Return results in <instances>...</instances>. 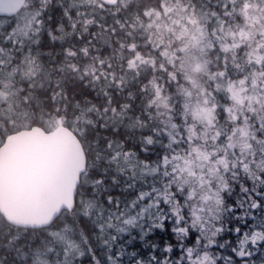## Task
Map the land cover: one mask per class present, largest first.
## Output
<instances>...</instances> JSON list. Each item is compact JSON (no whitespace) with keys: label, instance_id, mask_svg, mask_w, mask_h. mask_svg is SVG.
Wrapping results in <instances>:
<instances>
[{"label":"trees","instance_id":"trees-1","mask_svg":"<svg viewBox=\"0 0 264 264\" xmlns=\"http://www.w3.org/2000/svg\"><path fill=\"white\" fill-rule=\"evenodd\" d=\"M67 4H68L67 0H64L63 3L58 2L57 6L55 4L54 6L58 9L57 11L59 12H56L55 10H45L46 12L44 11L43 13L44 14L43 19L45 20L44 22L45 25H44V30L40 35L39 43L44 45L43 51H47V50L50 51L49 53L51 55L48 58L55 63V67L54 68L51 67L50 69L53 73V78L47 81L45 79L44 82L41 83L44 84L43 86L39 85L36 87V85H34L32 75L30 76L28 75L29 78L27 76L21 80L22 83H25L26 85L28 83L27 88L18 90L16 88L17 86V84H15L16 82L12 86L8 87V89L12 92L11 98L20 97L23 98L22 100L28 101L29 103L35 104L36 106L39 105L42 106L47 104L49 114L54 113L55 107L59 105H63L62 111L68 112L69 115L76 116V119H74L75 123H71L68 120V122H64V124L74 131V133L77 135L80 141H83L81 140V136H83V134L87 135L88 140L91 143L86 147L88 151L87 153L88 155L111 156L113 151L107 147L106 142L110 138L112 139L114 138L119 143L117 144L120 146L119 149H117L118 151L128 154L129 151L135 150L137 155L139 153H142L141 156L138 157H136L137 155L135 154L136 160L145 162V160H143V152L141 151L142 149L139 147V143L137 142L138 131H136L133 128L137 125V123L134 121L135 119L134 113L136 110L135 105L139 103L141 100H140V96H138L136 98V101H134V98L130 93L145 92L146 89L142 87L143 86L141 81L142 77H140L135 81L130 80L128 79V76L130 74L129 72H126L127 69L122 70L124 66H121L119 68V60L124 61L126 59V56L123 55L124 52L121 51V41L119 40L118 37L120 36L119 35L120 33L116 31L118 33L117 34L113 32L112 29L114 22L116 24V19L120 17H126L123 13L127 14V11L130 9L132 13H136L135 10L137 9V5L127 4L126 7H124V10H121L123 8L122 5L116 8L106 9V10L116 11V17L113 23L109 27V29H111L112 31L104 27L103 29L107 30L108 33L103 36H99V40L102 43H104L102 44V46L104 47H102L101 50H99L97 47V53H98L97 58L102 57V59H105V57H107L109 66L106 65V61L102 63V66L106 67L105 69L112 72L113 75H116V73L119 72V70H122L119 73H122L124 71L128 75L124 76L125 80L119 82L117 75L115 76L117 81H111L108 75L105 74L106 78H103L101 82H97L95 81L96 78L95 76L86 77L81 80H75L72 79L71 77H68L67 79H62L61 81L58 80L59 76H62L64 74V71L62 69L64 67L61 66L66 64L67 63L66 61H68L70 57L74 58L73 55L82 52V48L86 44L90 43V40L88 43V41H86L87 39L84 37L91 30V28H93V26H91V21L94 20L99 22L97 26L103 24L104 11L100 15V13H98L99 10L96 8L97 10L95 9V12L91 13L90 16H88V18L86 16H85L86 19L83 17L84 19L83 22L75 21L74 25L76 26L70 25L67 19L69 17L68 12L65 15L64 14L65 10L63 9L64 8L63 5H67ZM78 4H81V6L77 5L75 8L70 9L71 14H73L74 16L78 12L76 9L79 10L81 8L82 9L84 8L82 6V3H78ZM233 4L234 3L230 4L231 7L230 10L232 11V13L230 14L231 16L230 19H224L223 17L222 18L215 17L213 20L212 17L210 19L208 16H207L208 19L205 16L201 18V21L204 22L205 25L206 23L211 24L212 22L215 24L212 33L206 34V30L205 29L203 30V32L206 35V40L205 43H203V45L201 46L203 48L201 53L209 62L207 63L209 65V70L220 73V76L224 78L226 84H228L229 86L230 84H232L234 86L237 85L236 83L240 82L241 93L239 91V94H242L248 91V82L251 81V79L249 80V78H253L250 89L253 88L259 89L264 87V61L261 62V60H259L260 64H255L254 60L252 61L254 62L255 65L261 66L260 68L261 70L260 69L255 70L260 74L258 76L252 74L253 73L252 65H249L246 61L248 50H251L254 53H256L259 49L264 50V40L259 41L258 45L254 44V46L244 43L241 46L238 45L231 50L229 49L227 53H223L225 51L221 48L219 44H215L214 38L213 39L208 38L214 36L215 33H216L215 34L216 38L218 36H221V28L223 27H226V34L224 36L226 37L227 34L230 32V30L232 31L233 29H235L234 25L231 23V19L233 20L234 18H237L241 22L240 24L241 26L246 27V22L244 18L239 14L238 9L235 10L232 9L234 6H236ZM137 14H139V11H137ZM257 22L253 23V26L251 27L252 30L258 28ZM230 24L232 25V27H230ZM259 29L263 30L264 28L261 26ZM76 30L80 31L79 37ZM99 30L95 29L92 33H97L98 31L103 32L102 28H100ZM10 44L11 43L8 44L9 45L8 48L14 49V47H17L16 49H18V45H19L18 43L17 45L16 43L11 44V45H15L12 47ZM16 49H14V52L16 51ZM54 50H56V52ZM93 54L94 52L92 53V51H89V53L87 52V56ZM94 56L95 55H93V58H95ZM232 57L234 59L233 61L234 65H231L230 60L228 59ZM43 58L46 59L47 56L43 55ZM84 59L85 56L83 59L76 60L78 62V65ZM40 71L44 72L46 71V69H44V71L42 70ZM122 74L124 75L125 73ZM42 75L44 77L46 76L45 73H43ZM223 92L227 93V90L225 89H220L218 91L209 90L204 95H202V97H200L199 100H207V102L210 98H212V100H216V99L223 100V98L221 97V93ZM95 93H100V94L95 95ZM15 105H17V101L15 102ZM215 109L217 110L216 112H214L213 110L212 111L209 110L210 111L209 115H214L216 117L224 113V111L220 112V109L223 108H215ZM15 110L16 108L14 107L10 111V113L13 116H17ZM229 110H230V115L234 114L230 108ZM123 111H125L126 117L121 122L120 120H118L115 114L116 112H123ZM239 111L240 112L238 113V115H240V117L238 120L240 122V129H241L242 126L245 127L244 124H246V122L249 123L250 121H252L251 118H253V115L256 113V110L252 111L249 108L247 109L245 106H241ZM224 121H226V118L223 120L221 119L218 120L217 122L214 123V126H216L217 123L223 124ZM103 123L106 126H103L105 130L101 131L100 127L101 124ZM31 124H39L41 126H45L42 124L41 121H37V120ZM17 126L18 125H16L15 123H12L6 110L4 111V113H1L0 143L2 142L6 134L14 130H17L18 129ZM177 126L178 123L176 127ZM115 127H117V131L113 132V128ZM94 129L96 133L99 130L100 134L94 133ZM179 129H180L179 132H181L180 135L178 134L179 132L177 134H174L172 128L167 129L166 132L164 133L165 136H167V143H169L167 148L168 153L166 159L171 161L170 159L173 157L170 156V151H174L178 146V166L180 165V163L183 162L184 158L187 157L189 161L195 162L196 165L198 162L199 170L203 172L205 171L204 173L205 177L208 176L209 174L213 175L211 177L212 183H209L208 181L207 184L209 185V187H212L213 189L217 188L218 191H220V192L217 191V193H220L218 195L222 196L224 205L227 204V207L220 208L222 209V211L224 210L223 211L224 214L222 213V211L217 213L216 217H218L219 220L215 219L216 217L215 218L209 217L210 218L209 220H211L210 224L209 222H207V226L205 227L206 230L203 231L202 233H200V228L198 229L191 226V224L188 223L192 219L191 211L189 210H192L191 207H193L194 197L191 198L190 196H188L187 194V192L189 191L188 185L184 184L183 182L180 183L179 182L180 179L178 178V180H176L171 184V186L173 187V190L170 191L172 197L168 195V200H167L168 203L167 207H176V204L174 203V197L178 193V230L176 223L173 221L176 217L175 216L171 217L170 215H167L164 230H162L160 233L153 232L149 236V238H146L145 240H137L133 238V240H131V244L129 242H126L127 246L126 247L121 246V250L125 252L133 250L136 253H146V254L149 253L151 255V256L149 255V259L153 258L150 260L151 264L159 263L160 258L161 257L164 258V256H162L163 253H169L170 255L173 254L174 257L178 256V264H189V262H191L192 260L191 256L197 244L199 246H206L205 251L208 250L213 253L216 252L217 254L226 253L233 255H234L233 252H235L236 250L241 251V246H245V248L242 249V252L246 253V256L249 255L250 257H253V259L256 260V264H257L256 255L258 253H261V246H263L264 244V152L260 157L261 159L260 167L259 168L255 167L259 174V177L254 184L251 183L247 185L248 182H246L245 185L241 187L237 184L240 188L234 186L236 185V183H234V185L231 187H226V186L219 187V185H221L223 181L229 182V178L231 177V175H233L234 178L240 177L241 179H243L241 175L238 176L237 174L239 173L241 174L242 170L246 169L239 162V158H240L239 155L236 158L230 157L228 164H226L227 168L225 169L224 167V170L220 167L218 168V163L215 160L216 158H213L211 155L208 156L209 159H206L207 158L206 157L205 162H202V160L204 159L202 157L203 154H208L215 150H222V149L226 150L228 148V144L225 142V140L221 139L224 135L223 131H222V135L216 134V138L214 140H201V139L194 140L192 136H189L187 128L185 127V122L181 123V127H179ZM223 130L225 133H230V131L226 128H223ZM260 136H261L260 137L261 141H264V130L261 132ZM193 140L196 143L195 145L192 143ZM171 142H173V144ZM111 143L114 142L111 140ZM208 143L210 144V146H208ZM218 154L219 151L216 152V155ZM194 159L197 161H194ZM146 161H147V156H146ZM171 162L167 163L168 168H172V165H170ZM201 164L205 166L203 168H200ZM102 165L109 166L110 164L102 163ZM158 165H160V163ZM178 166H176L175 164V167ZM214 168H216L217 170L215 171ZM231 169H233V172H231ZM184 171L185 172L183 173H185V175L190 174L191 176L194 177V175L189 173L187 170ZM207 171L209 172V174L207 173ZM109 172L111 171L109 170ZM117 172L121 173L120 169H117ZM118 177L120 179L118 187L120 188H118L117 191H111L110 194L117 196L119 198L120 205H126L130 199L128 198L129 193L126 189L125 182L122 179L124 177L119 175ZM193 177L191 178V180L194 181L195 178ZM200 179L203 178L200 176ZM217 181H218V186L216 184ZM202 184H204V182H202ZM254 185L255 188L253 190H250V188H252V186ZM245 186L246 189L248 190V193H244V192L242 193L240 191V190L244 191ZM185 198L188 199L189 201L186 202ZM78 206H79V201L76 206L77 208L73 211L74 215L77 212L79 214L80 207ZM171 212L172 209L168 208V214ZM213 212L214 211L212 210V213ZM205 213L207 215L210 214L208 213L207 210ZM63 219L66 220L67 222L66 226H69L70 231L74 232V234L76 236L78 235L79 237L81 235V228H80L81 220L79 219V216L78 217L74 216L73 218H71L70 216H68V214H63L58 219H56L55 222L50 227L51 228L54 227V225L60 223ZM212 222L214 223L213 225ZM48 228H42V229L17 228L6 223L3 220V218L0 216V264H38L39 253H37L36 250L42 251L41 248H44V244H45L44 242L46 241L45 240L46 231L48 230ZM87 233L90 238L96 235L94 234V231H90V230H87ZM234 235L235 236L243 235L247 237L253 236L261 239L260 241L257 238L254 239L253 241L251 240H248L246 242L244 241V244L241 243L238 245L235 242ZM206 238L210 239L209 241L212 243L208 244L206 242ZM223 239L224 240L229 239V242H227L228 244H223L221 242ZM90 241L92 242L91 244L98 245V243H93L95 241L93 240ZM214 245H219V246L221 245L228 248L214 247ZM237 246L238 249L236 248ZM232 248H236V249L233 250ZM261 254H262L261 255L262 264H264V253ZM46 256H47L46 259L50 260L51 257L49 255ZM145 256L147 257V255ZM261 259L258 258V260L260 261Z\"/></svg>","mask_w":264,"mask_h":264},{"label":"rangeland","instance_id":"rangeland-1","mask_svg":"<svg viewBox=\"0 0 264 264\" xmlns=\"http://www.w3.org/2000/svg\"><path fill=\"white\" fill-rule=\"evenodd\" d=\"M61 1L63 3L64 0H60V1L59 0H43V1L29 0L27 5L25 6V9L21 12V14H18L17 16L13 17L14 19L13 18L10 19L9 22L7 19H0V38L7 37V40H10L9 43L11 44L18 42L19 49L23 45L20 43H25V41H23V38H25L26 35L31 33L32 31L33 33H35L36 30L38 32V29H40L38 36V38L40 39V35L42 33V30H44V25H45L44 23L45 20L43 19L44 10H55V11L58 10L54 6V4L57 6V3ZM134 1L137 2V0ZM134 1L126 2L122 4V6L125 7L127 4L131 5L132 2ZM167 3L168 2H166L165 5ZM77 5L81 6V4H78L76 2H69V1L67 5H63L64 7L63 9L65 10V12L64 11L63 12L65 15L68 12V16H69L67 18L68 22L70 25L73 26L75 21L83 22L84 21L83 17L86 16L88 18V16H90L91 13L95 12V8L93 7L92 4L83 3L82 6L84 8L83 9L81 8L79 10L76 9L78 12L74 16L73 14H71L70 9L75 8ZM233 5H236V7H238L239 6L238 0H235ZM163 7L164 6L159 7L161 9L162 14L165 13V9ZM40 8H42V10ZM241 8H242L241 16L244 18L246 22V27L241 26L240 25L241 22L237 18H234L233 20L231 19V23L234 25L235 29L232 28L233 30L232 31L230 30V32L227 34L226 37H224L226 34V27L221 28V36H218L216 38L215 36L216 33H215L214 36L208 37L211 39L214 38L215 44H219L221 48L225 51L223 53H227L229 49L231 50L238 45L241 46L244 43L254 46V44L258 45L259 41L264 40L263 37L264 29L263 30L259 29L261 26L264 28V0H245V6L243 8V6L241 5ZM103 11H104L103 24L97 26L99 22L92 20L91 26H93V28H91V30L84 37L87 39L86 41H88V43L89 40L90 42L92 40V43L98 45V47H104L101 45L104 43H102L99 40V36H103L108 33L107 30H104L103 28L105 27L109 29L110 25L113 23L116 17V11L114 10L104 9ZM31 12H34L35 14H37V16ZM80 13L83 15H81ZM142 15L143 17H141L139 14L132 13L131 9L127 11L126 14L127 17L125 19V24H124V33L123 34L120 33L119 34L120 36H118L122 44L121 49L128 50L129 51L128 54L130 56L127 57L131 59L133 57L135 50L130 51L129 49L133 48V46L137 44L141 45V47H138L139 51L137 53L143 54L144 51H142V47L145 50L148 49V47L145 45L146 43H152V44L165 43L164 48L163 47L160 48V50L165 49L164 51H161L163 54L160 53L162 59L165 58V60L164 62H159L155 60L156 58H154V60L149 61L151 65L147 66V65L139 64L141 63L140 60H143V58H140L139 55H136L137 61L135 62V64L137 65L135 66L128 65V68L133 67L134 71H136V69H138L141 66L142 68L140 69L139 73H144L146 75L149 73L157 74L158 72L160 73L163 72V74L161 73L160 78L164 77V79L158 83L160 87H162V85L165 84L164 83L165 81L167 82L170 81L172 83V87L174 86L175 82L178 81V86H180L182 89L190 90L192 92V95H188L191 96V101L190 99H183V95L181 94H178V100H169L170 106L169 105L166 106V110L160 109L158 111L159 121H157L156 124L161 126L162 122L166 118V122H165L166 129L172 128L173 133L177 134L180 130L179 127H181V123L185 122V127L187 128L188 134L189 136H192L194 140L195 139L214 140L216 138V134L222 135L223 128L228 129L230 133L223 135V137L221 138L222 140H225V142L228 144V148L226 150L225 149L215 150L211 153L203 154L202 157L204 159L202 160V162H205V158L211 155L213 158H216L215 160L218 163V168L220 167L224 170V167L225 169L227 168L226 164H228L230 157L236 158L239 155L240 156L239 162L246 169H243L241 174L239 173L237 175L238 176L241 175L243 179H241L240 177H235L236 178L235 179L233 175H231V177L229 178V182L223 181V183H221L219 187H224V186L231 187L234 185V183H236V185L234 186L240 188L241 186L245 185L246 182H248L247 185L251 183L254 184L259 177L256 168L260 167L261 165L260 157L264 152V141H261L260 139L261 132L264 130V87L259 89L257 88L250 89L253 78H249V80L251 79V81L248 82V91L239 94L240 82L236 83L237 85L233 86L232 84H230L229 86L228 84L225 83L224 78L220 76V73L209 70V65L207 64L209 62H206L207 59L201 53V51L203 50L201 46L203 45V43H205L206 40V35L201 30L202 27H205L206 30V25L204 22L200 21L201 17L199 18V23L202 24L203 26H200V30L198 31V34L196 33L181 34L180 33L181 30H179L181 24H179L174 34L165 36L167 42H164L158 37V33L160 32V29L150 25L148 12L142 13ZM157 16L158 14L156 13L153 15L152 18L157 19ZM214 17L222 18L221 15H218L216 13L214 14ZM254 22H257L258 28L252 30L251 27L253 26ZM128 23L130 25H128ZM167 23H163L162 25L166 26ZM119 27L120 25L119 24L116 25L114 22V25L112 26L113 32L117 33L116 31L118 30ZM167 27H170V25H168ZM230 27H232L231 24ZM100 28H102L103 32L98 31L99 34L98 32L92 33L95 29L99 30ZM131 28L132 30L130 36V34L126 33V31L127 29H131ZM76 32L78 33V37H79L80 31L76 30ZM1 33H4L6 37L4 35H1ZM20 40L21 42L19 43ZM3 43H5V41H3ZM30 43H31L30 41H27L25 43L27 44L25 48L28 50H31V47H29ZM88 45H91V43ZM15 48L17 47H14V49ZM23 52L25 53L28 51H23ZM49 52L50 51H43V50L39 51L38 52L39 57L42 55H46L47 58L39 59V61L33 60V62L32 60L27 61V59L25 62H23L24 58L21 57H18L17 58L18 60L16 59L14 61H13L14 58L9 59L10 57L8 58L0 57V114L4 113V111L6 110L12 123L18 125L17 128L28 126L36 120L41 121L43 125H45L47 128L50 129L56 126L58 122L64 123V122H68L69 120L71 123H75L74 119H76V116L69 115L68 112L62 111L63 105H59L55 107L54 113L49 114L47 104L42 106L41 105L36 106L35 104H31L28 101L22 100L23 98L20 97L11 98L12 92L8 90V87L13 85V83L15 82L17 84L16 88L18 90L27 88L28 84L26 85L25 83H22L21 80L27 77L28 75L29 76L32 75L34 73V70L35 71L39 70L37 76L33 78L34 85H36V87L41 85V83H43L45 79L51 80L53 78V73L50 70V68L51 67L54 68L55 63L48 58L51 55ZM31 54H35V53L32 52ZM85 54L87 53H85V51L82 50V52L75 54L74 58L70 57L67 63L62 65V67H64L62 68L64 74L62 76H59L58 80L61 81L62 79L65 78L67 79L68 77H71L72 79L75 80L83 79L82 77L84 75L83 72L86 71L87 69H84L83 67H78V62L76 60L83 59ZM105 59H107V57H105ZM228 59L230 60V64L234 65L233 57ZM253 60L255 64H260L259 60H261V62L264 61V50L259 49L256 53L252 52L251 50H248L246 56L247 63L249 65H252V71H253L252 74L258 76L260 74L255 70H259L261 66L255 65L254 62H252ZM38 65H40V67ZM44 69H46V71H44ZM40 70L44 71L43 73L46 74L45 77L42 75L43 73ZM141 76L142 74L140 75V77ZM151 78L154 79L152 80V82L159 81L158 80L159 77H151ZM43 85L44 84H42L41 86ZM222 88L228 90V93L223 97V100L221 99L212 100V98H210L208 100L209 104L207 100H199V98L202 97V95H204L207 91L209 90L218 91ZM162 91L165 90L162 89ZM195 92L196 94L194 95ZM16 101H17V105H15ZM166 101H167L166 104H168V100ZM164 102L165 101L163 100V105L165 104ZM181 103L185 105L188 104L187 108L186 106L182 107ZM210 104L213 105L211 106ZM156 105H158V103H156ZM241 106H245L247 109L249 108L252 111L256 110V113L253 115V118H251L252 121H250L249 123L246 122V124H244L245 127L242 126V128L240 129V122L238 120L240 115H238V113L240 112L239 110ZM14 107L16 108L15 113L17 116H13L10 113V111ZM215 108H223L220 109V112L224 111V113L216 117L214 115H209L210 112L209 110L211 111L213 110L214 112L217 111ZM229 108L232 110L234 114L230 115ZM207 109L208 111H206ZM225 118L226 121H224L223 124L217 123L216 126H214L215 122H217L220 119L223 120ZM177 123L178 126L176 127ZM178 134L180 135L181 132H179ZM194 140L192 141V143L195 145L196 143ZM107 147L111 149L113 153L111 156H102L103 158H106V162H107L106 164L109 163L115 169H120V172L121 173L123 172V174H127L130 172L131 176L132 175L134 176L135 181H137L138 179L150 178L151 184L158 186L160 185V181L162 179V182L164 184V190L168 191L167 195L171 194L170 191L173 190L171 184L176 180H178V178L180 179L179 181L180 183L183 182L184 184H187L189 188L188 192H190V193L187 192L188 196H190L191 198L194 197L193 209L191 211L192 219L188 223L191 224V226H193L194 228H198V229L200 228V233L206 230L205 227L207 226V222H209L210 224L211 220H209L210 219L209 217L215 218L217 216V213L222 211V209L220 208L227 207V204L224 205L222 196L218 195L220 194L217 193L218 189L217 188L213 189L212 187H209V185L207 184L208 181L209 183H212L211 177L213 175H210L209 172L207 171L209 175L205 177L204 174L205 171L203 172L199 170L198 162L196 165L195 162L189 161V159L186 157L184 158L183 162L180 163V165L178 166V162L174 163L173 158H171L170 160L172 162L166 159L165 162L162 161L160 163L159 169H157L156 166L149 167L146 165V162L137 161L136 158L135 161L131 160L130 157L128 159L127 153L117 150L119 149L120 146L116 142L114 143L109 142V144H107ZM218 151L219 154L216 155V152ZM95 156H99V155H95ZM194 161L197 160L194 159ZM168 162H171L170 165H172V168H168L167 165ZM175 164L178 167H175ZM204 166L205 165L201 164L200 168H203ZM184 170H187L189 173L193 174L194 177L191 176L190 174L185 175V173H183L185 172ZM214 170L216 171L217 169L214 168ZM231 172H233V169H231ZM158 173H160L159 176ZM200 176L203 179H200ZM192 177L195 178L194 181L191 180ZM165 178L167 179V181ZM202 182H204V184H202ZM216 184L218 186V181L216 182ZM254 188L255 185L252 186L250 190H253ZM240 191L242 193L243 192L248 193L246 186L244 191L243 190ZM91 193L94 194L93 191ZM185 201L188 202L189 200L185 198ZM83 202H84L83 197H81V203ZM96 208L99 209V207ZM151 209H153V207H151ZM149 210L150 207L139 206L136 208L138 217L140 219L146 217V223H147V218H150ZM206 210L210 214L207 215L205 213ZM212 210L214 211L213 213ZM223 211L222 213L224 214ZM151 215L153 217V212H151ZM75 216L76 217L79 216L78 212L75 214ZM215 219L219 220L218 217H216ZM136 222L137 221L131 218L129 221L123 222L124 225L127 226L124 227L122 222L119 221L118 222V226L120 230L119 235L124 234L125 231L124 229H131L132 227H137ZM66 223H67L66 220L63 219L60 223L54 225V227L48 228V230L46 231V239H45L46 241L44 242L45 243L44 248H41L42 251L36 250V252L39 253L38 264H70V259H72L73 257L75 258L78 257L79 255H81V253H83V251L94 250L93 248H91L92 245L90 243L87 244V249H85L83 246L84 244L83 238L81 236L78 237V235L76 236L74 232L70 231V228L69 226H66ZM213 224L214 223L212 222V225ZM109 233L111 234L110 231ZM245 239H247V236H245ZM107 240L109 242L107 243V245H105V247L111 246L110 243L112 239L109 240L107 238ZM97 243L98 245H101L99 242ZM119 246L126 247L127 244L126 243H124L123 245L119 244ZM105 247L102 245L100 251L104 252ZM119 251H122L121 247L119 248ZM261 253H264V244L263 246H261ZM46 255H49L51 257L50 260L46 259L47 257ZM102 256L104 259H107L106 258L107 256L105 254H103ZM110 262H112V258ZM245 262L246 261H242L241 264H248L247 262L246 263ZM221 264H223V259H221Z\"/></svg>","mask_w":264,"mask_h":264},{"label":"flooded vegetation","instance_id":"flooded-vegetation-1","mask_svg":"<svg viewBox=\"0 0 264 264\" xmlns=\"http://www.w3.org/2000/svg\"><path fill=\"white\" fill-rule=\"evenodd\" d=\"M67 1L82 3V4L85 3L86 1L85 4L87 3L92 4L95 9L97 8L99 10L98 13H100L101 15L104 9L106 10V9L116 8L126 2L134 1V0H118L117 3L113 6H105L102 4L101 0H67ZM28 2L29 0L25 1V6L27 5ZM166 2L168 3L165 5ZM234 2L235 0H137V2L136 1L132 2V4L137 5L135 14H137V11H139V15L141 17H143L142 13L148 12V18L150 19V25L160 29V32L158 33V37L162 41L167 42V39L165 38V36L174 34L179 24H181V27L179 28V30H181L180 31L181 34H184V33L198 34V31L200 30V26H203L202 24L199 23L200 17L202 18L203 16H205L207 18L208 16L210 19L212 17V19L214 20L215 18L214 14L216 13L218 15H221L224 19H230L231 18L230 14L232 13V11L230 10L231 8L230 4ZM238 3H239V6L238 7L234 6L232 9L233 10L238 9L239 14L242 15L241 5L244 8L245 0H238ZM157 5L159 7L164 6L163 7L165 9L164 14L161 13V9ZM24 8H22V10H24ZM40 9L42 10V8ZM121 10H124V7ZM21 11L19 13H21ZM31 13L35 14L34 12H31ZM156 13L158 14L157 19H153L152 17ZM123 14L126 16V13H123ZM35 15L37 16V14ZM126 17H120L116 19V25L118 24L120 25V27L117 30L119 33H124V24H125ZM12 18L2 17L1 19L10 20ZM163 23H167L166 26L162 25ZM128 25L130 24L128 23ZM168 25H170V27H167ZM214 26L215 24L213 22L211 24L206 23V27H207L206 34L212 33ZM204 29L205 27H202L201 30L203 31ZM131 30L132 28L127 29L126 33L130 34ZM39 31L40 29L38 30V32L36 30L37 32V33L35 32L36 35L35 33L31 32L27 34L25 38H23V41L25 42L27 41H31V43L33 42L32 45L31 43L29 45V47H31V50L26 49L25 47L27 44L23 43L21 48L18 49L16 52H14L13 49L7 48L9 46L8 44L10 40H7L6 35L1 33V35H4L6 38L4 37L0 38V54H1L0 57L1 58L10 57L9 59L14 58L13 61L16 60L18 57H21V58H24L23 62L26 61L25 59H27V61L32 60L33 62V60L43 58V55L39 57V53H38V50L41 51L43 50V47H44V45L40 43L38 44V41H40V39L38 38ZM3 41H5V44L3 43ZM90 43L91 45L86 44L82 48V50H84L85 53L89 51L94 52L93 55H95V58H93V55L87 56V54H85V59L83 60V62L79 63L78 67H83L84 69H87L86 71L83 72L84 74L82 76L83 78L95 76L96 77L95 81L101 82L103 78H106L105 76L106 74L108 75L111 81H117L115 77L117 75L119 82H122L123 80H125L124 76L128 75L126 72H129L130 74L128 76V79L134 80V81L139 79L140 75L142 74L141 76L142 77L141 81L143 84L142 87L145 88L146 91L130 93L132 94L134 101H136V98L138 96H140V99H141L140 101L141 103L139 102L135 105L136 110L134 113V117H135L134 121L137 123V125L133 128L136 131H138L137 132V142L139 143V147L142 149L141 151L143 152V160H145L146 165L149 167L156 166V168L159 169L158 164L161 163L162 161L165 162L167 158V153H168L167 148H168L169 143H167V136H165L164 134L167 130L165 127L166 118L162 122L161 126L156 124V122L159 121L158 111L160 109L166 110V106L169 105V100H178V94L183 95V99H190L191 101V96H188V95H192V92L190 90L182 89L180 86H178V81L175 82L173 87L170 81H169L170 83L165 81L164 82L165 84L162 85V87H160L158 83L164 79V77L160 78L161 73L163 74V72L161 73L158 72L157 74L149 73L146 75L144 73H139L140 69L142 68L141 66L138 69H136V71H134L133 67L128 68V65L130 66L137 65L135 64V62L137 61L136 55H139L140 58H143V60L139 59L141 61V63L139 64L150 66L151 64L149 63V61L154 60V58H156L155 60L159 62H164L165 58L162 59L161 54L163 53L161 51H164L165 49L160 50V48L162 47L164 48L165 43H159V44L146 43L145 45L148 47V49L145 50L142 47V51H144L143 54L137 53L139 51L138 47H141V45L137 44L133 46V48L129 49L130 51L135 50L133 57L131 59L127 57V56H130L128 54L129 51L125 49H121V51L125 52V54L123 55L126 56V59L124 61L119 60V68L121 66H124L122 70L127 69L126 72L124 71L122 72V73H125L124 75L122 73H119L122 70H119V72H117L116 75H113L112 72L105 69L106 67H103L102 63L106 61V65L109 66L108 61H107L108 59H102V57L97 58L98 45L92 43V40ZM40 46H41V49H40ZM121 47H122V44H121ZM98 49L101 50L102 47H98ZM23 51H28V52L24 53ZM30 52H34L35 54H31ZM206 62L208 61L206 60ZM38 66L40 67V65ZM38 71L39 70H36V71L34 70V73L32 74L33 78L34 76L35 77L37 76ZM224 74H227V73H224ZM151 77H159L158 78L159 81L152 82V80L154 79H152ZM162 89L165 91H162ZM227 93H228V90H227ZM227 93L225 92L221 93V97L223 98ZM97 94H100V93H95V95ZM195 94L196 92L194 93V95ZM163 100L165 101L164 105H163ZM166 100H168V104H166L167 102ZM156 103H158V105H156ZM181 105L182 107L186 106V108L188 106V104L185 105L183 103H181ZM206 111H208V109ZM116 114L115 116L121 122L126 117L125 111L116 112ZM103 126H106V125L104 123L101 124V127H100L101 131L105 130ZM115 131H117V127L113 128V132ZM94 133H96V131H94ZM97 133L100 134L99 131H97ZM223 134L226 135L227 133H225L223 130ZM81 140H83L81 142L86 152V167H85L84 172L80 176V181L77 187V194L75 198L74 210L77 208L76 206L79 201V206H78L80 207L79 219L81 220V226H80L81 235L80 236L83 238L84 248L87 249V244L92 243L90 240L95 241L93 243L99 242L101 245L91 244L92 245L91 248H93L94 250L83 251V253H81V255H79L78 257L76 258L73 257L72 259H70V264H110V263L111 264H151L150 259H149V255H150L149 253L148 254L136 253L133 250L127 251V252L123 250L119 251V243H122V244L126 242L130 243L131 240H133V238L137 240H145L146 238H149V236L153 232L160 233L162 230L165 229L164 226L166 223L167 215H170L171 217L173 216L176 217L173 221L176 223L177 230H178V193L174 197V203L176 204V207H167L168 206V203H167L168 191L164 190V184L162 182V179L160 181V185L156 186V185L151 184L150 178H143V179H138L137 181H135V178L131 176L130 172L128 174L118 173L117 169H115L113 166L110 165L108 167V165H102V163H105V164L107 163L106 158H103L102 156H95V155L87 154L88 151L86 147L87 145L91 144L90 141L88 140L87 135L83 134V136H81ZM111 140L118 143L114 138L113 139L110 138L106 142V144H109ZM171 143L173 144V142ZM208 146H210L209 143H208ZM135 154L137 155L135 150L129 151V153L127 154L128 159L130 157L131 160L135 161V158L138 156H141L142 153H139L136 157H135ZM146 156H147V161H146ZM170 156L173 157L174 163L178 162V146L174 151H170ZM206 159H209V158L207 157ZM109 170L111 172H109ZM112 173H115V174H112ZM118 175L124 177L122 179L124 180L126 189L129 193L128 198L130 199L126 205H120L119 198L117 196L110 194L111 191H117V189L119 188L117 185L119 184ZM159 175L160 173H158V176ZM115 178L116 179L118 178V179L116 180ZM107 179H109V182ZM92 191L96 195L92 194L91 193ZM170 196L172 197L171 194ZM81 197H83V201H84L83 203H81ZM136 206L137 207L139 206L150 207V210H149L150 218H147V223H146V217L142 219L138 217ZM96 207H99V209ZM151 207H153V209H151ZM168 208L172 209V212L169 214H168ZM191 209H193V207H191ZM74 210L64 211L63 213L68 214V216L73 218L75 216L73 214ZM189 211H192V210H189ZM151 212H153V217L151 215ZM131 218L137 221L136 222L137 227H132V228L129 227L131 229H124L125 230L124 234L119 235L120 230H119L118 222L121 221L123 226L127 227L124 225L123 222L129 221ZM87 230L94 231V234L96 235L90 238L88 236ZM109 231L111 232V234L109 233ZM107 238L109 240L112 239L110 243L111 246H109L111 248L105 247V245H107V243L109 242ZM256 238L257 237L248 236L247 239H245V236L243 235L234 237L235 242L238 245L241 243L244 244V241L245 242L248 240L253 241ZM257 239L260 241L261 238H257ZM209 240L210 239L206 238V242L208 244H211L212 242H210ZM221 242L223 244H228L227 242H229V239H226V240L223 239ZM102 245L105 247L104 252L100 251V248ZM205 247L206 246H199L198 244L197 246H195V250L193 251V254L191 256L192 260L190 259L191 262H189V264H221V259H223V264H241L242 261H246L248 264H256V260L253 259V257H250L249 255L246 256V253L242 252V249H244L245 246H241V251L236 250L235 252H233L234 255L226 254V253L217 254L216 252L213 253L211 251H205ZM214 247L228 248V247L221 246V245L220 246L214 245ZM236 248L238 249V246ZM236 248H232V249L235 250ZM102 253L107 256L106 257L107 260L103 258ZM144 254H146L147 257ZM261 255H262L261 253H258L256 255L257 264H262ZM162 256H164V258L161 257L160 262L157 264H178V256L174 257L173 254L170 255L169 253H163ZM111 258H112V262H110ZM258 258L261 259V261L258 260Z\"/></svg>","mask_w":264,"mask_h":264},{"label":"water","instance_id":"water-1","mask_svg":"<svg viewBox=\"0 0 264 264\" xmlns=\"http://www.w3.org/2000/svg\"><path fill=\"white\" fill-rule=\"evenodd\" d=\"M25 0H0V16H13ZM118 0H101L107 6ZM86 166L82 144L59 124L38 125L8 134L0 144V216L18 228L50 226L71 211Z\"/></svg>","mask_w":264,"mask_h":264},{"label":"bare ground","instance_id":"bare-ground-1","mask_svg":"<svg viewBox=\"0 0 264 264\" xmlns=\"http://www.w3.org/2000/svg\"><path fill=\"white\" fill-rule=\"evenodd\" d=\"M43 1V0H42ZM60 1V0H59ZM62 2V1H61ZM79 2V1H78ZM85 3H86V1H85ZM89 4V3H88ZM37 5V4H36ZM46 7V6H45ZM24 8V7H23ZM35 8V7H34ZM59 8V7H58ZM27 9V8H26ZM31 11H32V9H31ZM57 11V10H56ZM46 12V11H45ZM21 14V13H20ZM40 14V13H39ZM35 16V15H34ZM23 17V16H22ZM18 18V17H17ZM21 18V17H20ZM27 18V17H26ZM54 18V17H53ZM57 18V17H56ZM61 18V17H60ZM85 18V17H84ZM14 19V18H13ZM24 19V18H23ZM70 19V18H69ZM81 19V18H80ZM86 19V18H85ZM17 20V19H16ZM26 20V19H25ZM51 20V19H50ZM6 21V20H5ZM13 21V20H12ZM70 21V20H69ZM74 21V20H73ZM2 22V21H1ZM8 22H9V20H8ZM33 22V21H32ZM69 23V22H68ZM16 24V23H15ZM48 24V23H47ZM52 24V23H51ZM80 24V23H79ZM30 25V24H29ZM69 25V24H68ZM70 26V25H69ZM74 26H76V25H74ZM2 27V26H1ZM16 27V26H15ZM14 27V28H15ZM47 27V26H46ZM62 27V26H61ZM83 28V27H82ZM24 29V28H23ZM29 29V28H28ZM39 30V29H38ZM52 30H53V28H52ZM14 31V30H13ZM22 31V30H21ZM6 32V31H5ZM26 32V31H25ZM24 32V33H25ZM33 32V31H32ZM51 32V31H50ZM74 32V31H73ZM10 33V32H9ZM61 33V32H60ZM4 34V33H3ZM18 34V33H17ZM36 34V33H35ZM21 35V34H20ZM48 35V34H47ZM53 35V34H52ZM51 37V36H50ZM31 38V37H30ZM53 38V37H52ZM52 38H50V39H52ZM55 38V37H54ZM18 39V38H17ZM21 39V38H20ZM69 39V38H68ZM29 40V39H28ZM58 40V39H57ZM66 40V39H65ZM15 41H17V40H15ZM21 41V40H20ZM20 41H19V43H20ZM73 41V40H72ZM31 42V41H30ZM52 42V41H51ZM58 42V41H57ZM13 43V42H12ZM16 43V45H17V43L18 42H15ZM14 43V44H15ZM26 43V42H25ZM33 43V42H32ZM32 43H31V45H32ZM71 43V42H70ZM5 44V43H4ZM3 44V45H4ZM20 44H23V43H20ZM36 44V43H35ZM39 44V43H38ZM65 44V43H64ZM12 46H15V45H12ZM11 46V47H12ZM27 46V45H26ZM56 46V45H55ZM57 47V46H56ZM59 47H61V46H59ZM8 48V47H7ZM21 48V47H20ZM52 48V47H51ZM6 49V48H5ZM12 49V48H11ZM16 49V48H15ZM19 49V48H18ZM17 49V50H18ZM40 49H41V46H40ZM62 49V48H61ZM8 50V49H7ZM14 50V49H13ZM22 50H23V48H22ZM47 50V49H46ZM69 50V49H68ZM67 50V51H68ZM74 50V49H73ZM92 50V49H91ZM55 52H56V50H54ZM4 52V51H3ZM38 52H39V50H38ZM52 52V51H51ZM54 52V53H55ZM69 52V51H68ZM32 53V52H31ZM34 53V52H33ZM89 53V52H88ZM93 53V52H92ZM6 54V53H5ZM17 54V53H16ZM104 54V53H103ZM1 55V54H0ZM41 55V54H40ZM106 55V54H105ZM16 56V55H15ZM14 56V57H15ZM74 56V55H73ZM33 57V56H32ZM95 57V56H94ZM5 58V57H4ZM65 58V57H64ZM12 59V58H11ZM32 59V58H31ZM42 59V58H41ZM45 59V58H44ZM4 60V59H3ZM18 60V59H17ZM26 60V59H25ZM37 60H39V59H37ZM61 60V59H60ZM11 61V60H10ZM67 62V61H66ZM74 62V61H73ZM83 62V61H82ZM3 63V62H2ZM21 63V62H20ZM36 63V62H35ZM38 63V62H37ZM45 63V62H44ZM7 64H9V63H7ZM61 64H62V61H61ZM34 65V64H33ZM31 66V65H30ZM57 67V66H56ZM59 67V66H58ZM62 67V66H61ZM36 68V67H35ZM21 69V68H20ZM51 69V68H50ZM25 70V69H24ZM32 72V71H31ZM43 73V72H42ZM50 73V72H49ZM58 74V73H57ZM3 75V74H2ZM66 76V75H65ZM69 76V75H68ZM25 77V76H24ZM57 77V76H56ZM34 78H35V76H34ZM66 79V78H65ZM47 80V79H46ZM18 81V80H17ZM38 81V80H37ZM48 83V82H47ZM51 83V82H50ZM49 83V84H50ZM14 84V83H13ZM16 84V83H15ZM28 84V83H27ZM42 85V84H41ZM12 86V85H11ZM18 87H19V85H18ZM34 87V86H33ZM55 88V87H54ZM9 90V89H8ZM32 90V89H31ZM50 90V89H49ZM24 92V91H23ZM36 92V91H35ZM48 92V91H47ZM53 92V91H52ZM43 93V92H42ZM36 94V93H35ZM142 95V94H141ZM39 96V95H38ZM48 96V95H47ZM18 98V97H17ZM28 98V97H27ZM141 100V99H140ZM21 101V100H20ZM141 103V102H140ZM117 115V114H116ZM107 117V116H106ZM97 118V117H96ZM101 118V117H100ZM94 119V118H93ZM117 119V118H116ZM103 121V120H102ZM116 121V120H115ZM93 122V121H92ZM88 130V129H87ZM122 130V129H121ZM94 131H95V129H94ZM99 131V130H98ZM89 132V131H88ZM111 133H113V132H111ZM97 134V133H96ZM100 136V135H99ZM105 137V136H104ZM91 140V139H90ZM95 140V139H94ZM130 141H133V140H130ZM114 142V141H113ZM142 146V145H141ZM120 160V159H119ZM108 161V160H107ZM130 162V161H129ZM99 164H101V163H99ZM109 164V163H108ZM110 166V165H109ZM121 166V165H120ZM98 167V166H97ZM127 167V166H126ZM131 169V168H130ZM107 172V171H106ZM119 172V171H118ZM127 172V171H126ZM133 172V171H132ZM123 173V172H122ZM94 174V173H93ZM112 174H115V173H112ZM128 174V173H127ZM92 175V174H91ZM133 176V175H132ZM138 176V175H137ZM110 177V176H109ZM134 177V176H133ZM136 177V176H135ZM116 179V178H115ZM118 179V178H117ZM116 179V180H117ZM108 180V182H109V179H107ZM118 180H120V179H118ZM102 182V181H101ZM117 182V181H116ZM111 183V182H110ZM100 184V183H99ZM121 184V183H120ZM111 185V184H110ZM118 185V184H117ZM100 187V186H99ZM117 187V186H116ZM113 188V187H112ZM120 188V187H119ZM98 189V188H97ZM93 190V189H92ZM89 192V191H88ZM98 192H99V190H98ZM95 194V193H94ZM99 194V193H98ZM92 195V194H91ZM96 195V194H95ZM98 196H100V195H98ZM96 199H97V197H96ZM122 231V230H121ZM134 234V233H133ZM126 236V235H125ZM127 237V236H126ZM119 238V237H118ZM120 240V239H119ZM121 242V241H120ZM130 244H131V242H130ZM121 245V244H120ZM130 246V245H129ZM121 246H119V248H120ZM109 248H111V247H109ZM118 248V247H117ZM133 248V247H132ZM103 250V249H102ZM112 250V249H111ZM136 251V250H135ZM102 252V251H101ZM103 254V253H102ZM159 254V253H158ZM98 255V254H97ZM146 255V254H145ZM110 256V255H109ZM139 256V255H138ZM89 258V257H88ZM151 259H153V258H151ZM150 259V260H151ZM90 260V259H89ZM107 260V259H106ZM111 260V259H110ZM113 260H115V259H113ZM134 260V259H133ZM104 263V262H103ZM131 263V262H130ZM145 263V262H144ZM111 264V263H110ZM156 264V263H155Z\"/></svg>","mask_w":264,"mask_h":264}]
</instances>
